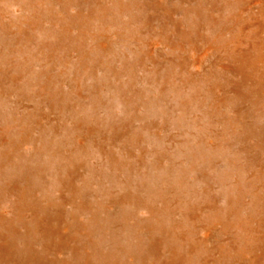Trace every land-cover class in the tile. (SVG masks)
<instances>
[{"label": "rangeland", "instance_id": "rangeland-1", "mask_svg": "<svg viewBox=\"0 0 264 264\" xmlns=\"http://www.w3.org/2000/svg\"><path fill=\"white\" fill-rule=\"evenodd\" d=\"M0 264H264V0H0Z\"/></svg>", "mask_w": 264, "mask_h": 264}]
</instances>
